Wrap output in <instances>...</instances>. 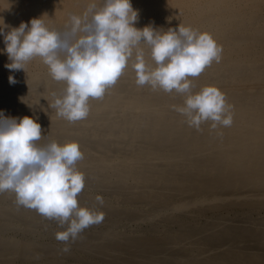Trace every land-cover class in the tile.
<instances>
[{
    "label": "bare ground",
    "instance_id": "1",
    "mask_svg": "<svg viewBox=\"0 0 264 264\" xmlns=\"http://www.w3.org/2000/svg\"><path fill=\"white\" fill-rule=\"evenodd\" d=\"M93 0H0L4 32L41 17L63 29ZM98 6L102 0H96ZM136 27L179 25L222 47L193 93L216 86L230 126L199 129L177 111L185 96L138 86L133 58L88 116L69 122L51 107L66 83L41 57L12 72L0 35V112L40 123V144L77 142L84 188L78 204L103 219L67 242L55 219L0 193V264H264V0H131ZM155 67L150 47L141 44ZM17 83L10 84L9 76ZM100 196L103 203L96 197ZM68 248V251L63 249Z\"/></svg>",
    "mask_w": 264,
    "mask_h": 264
},
{
    "label": "clouds",
    "instance_id": "2",
    "mask_svg": "<svg viewBox=\"0 0 264 264\" xmlns=\"http://www.w3.org/2000/svg\"><path fill=\"white\" fill-rule=\"evenodd\" d=\"M4 32L0 25L12 72L24 70L25 64L41 57L52 78L66 83L63 95L51 107L69 122L85 119L89 100L102 98L114 85L133 58L138 86L185 96L184 106L177 108L190 126L199 129L205 121L230 126L224 94L216 86H204L193 93L190 77L199 76L213 60L219 62L222 47L207 32L191 27L169 28L164 32L151 25L136 27L138 11L131 0H93L82 15L69 14L62 30L50 28L41 19ZM150 47L155 67L145 60L141 44ZM9 83H17L9 76ZM42 128L30 116L5 117L0 112V193L12 191L16 202L39 214L67 225L56 239H75L88 226L99 223L102 213L78 204L84 188L83 173L76 169L83 153L77 142L40 144ZM103 203L100 196L96 197ZM68 251V248L63 249Z\"/></svg>",
    "mask_w": 264,
    "mask_h": 264
}]
</instances>
